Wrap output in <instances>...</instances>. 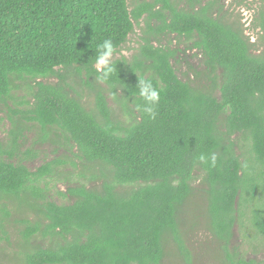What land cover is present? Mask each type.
<instances>
[{
	"label": "trees",
	"instance_id": "obj_1",
	"mask_svg": "<svg viewBox=\"0 0 264 264\" xmlns=\"http://www.w3.org/2000/svg\"><path fill=\"white\" fill-rule=\"evenodd\" d=\"M260 3L251 24L262 31L258 43L224 0H0V104L13 113L0 140V241L10 264H162L170 242L189 260L182 211L191 227L201 216L222 264H264ZM143 19L145 37L127 57ZM169 34L201 57L186 61V79L172 63L180 48L154 44ZM105 39L114 72L102 81L94 65ZM141 79L160 90L155 119L142 110ZM22 84L30 100L15 96ZM34 128L37 142L71 157L31 170L22 146ZM200 153H215L217 165L196 162ZM59 175L63 203L46 180L55 186ZM237 233L248 251L231 246Z\"/></svg>",
	"mask_w": 264,
	"mask_h": 264
},
{
	"label": "rangeland",
	"instance_id": "obj_2",
	"mask_svg": "<svg viewBox=\"0 0 264 264\" xmlns=\"http://www.w3.org/2000/svg\"><path fill=\"white\" fill-rule=\"evenodd\" d=\"M135 0H128V4L131 7L134 4ZM233 0H224V4L226 8H229L228 10L233 12V17L237 18L239 17L240 22L242 23V27L244 28V31L247 35L250 36V40L252 42H257L259 43L262 31L260 28H253L251 26L252 21L256 18L257 10L259 9L260 0H248L246 3H243L241 5H234L232 4ZM144 17V16H143ZM144 26V19L139 23L135 24L134 26V31L132 34H129L128 36V41L125 44V47L132 46V49H123L121 51L122 54H124L127 57H130L133 53H135L139 47L138 41L140 40L138 37L140 34H143L145 37V34L142 33V28L140 27ZM165 41L160 40V41H154L155 45H169L171 48L173 47H179V55L176 58L177 60H173L172 63L175 65L177 69V74L180 78H185L186 76L183 75L185 72L189 73L188 69V64L186 61L190 62L191 64H195L198 62L199 59H201L200 56H196L195 52L191 49L188 50L185 48V45L187 44L184 40H182L180 37L177 36V34H169L168 36H163ZM169 39V40H168ZM261 42V41H260ZM262 45V44H260ZM263 47L260 46V48ZM193 54V56H192ZM119 56V54H116ZM114 55V56H116ZM197 64V63H196ZM15 96L16 97H24L25 99L30 100V89H27L25 84H22L16 91H15ZM84 100L88 101L91 99V97L84 96ZM13 108L17 106L16 104H13L11 101L8 102ZM109 104L113 106V103L111 100L109 101ZM8 116H13L12 112H9L7 110V107L4 104H0V140L5 141L7 139L8 135V130L10 128V120ZM37 129L34 128L30 130L27 135H26V142L22 146V149H29L28 153L25 155H21L22 157L26 158L24 162L28 165V167L31 170L36 169L37 166H40L44 161L51 160L52 158H58L59 155L61 158H64L63 154H68L69 157H71V154L65 151L63 147H59L53 145L50 141L48 142H37L36 137H37ZM33 138H35V141H33ZM6 158V157H4ZM16 158V157H14ZM67 170H72L68 164V166L63 168V173H66ZM57 180L55 182H52L51 178H47L46 180L50 182L48 184L49 187H51V197L57 202V203H63L67 202L66 199L60 198L57 193L56 189L60 190H65L66 189V184L63 181L64 180V175H59L56 177ZM68 179H74L72 176H68ZM42 186V185H41ZM197 186L199 184L197 183ZM195 199H201L202 197L199 196V193L195 194ZM201 202L198 203V205ZM199 207L197 206L196 211L194 214H198ZM195 216V215H194ZM184 220L183 227L185 229V232L187 236L185 237L186 239V245L189 248L191 252V257L189 260L185 259L184 256L181 258L178 256V254L175 252L172 242H170V248L169 249V255L165 257L163 260L162 264H222L220 260V256L217 252L215 243L210 239V234L208 231H206L202 227V219L201 216L198 217V220L200 221L199 225H196L194 227H191V217H193L192 214H186L182 211V214L180 216ZM13 219V218H12ZM8 229L10 232V237L12 240H15V237L17 236V232L15 230V226L12 224H9ZM1 235V233H0ZM241 235L239 233L236 234V237L234 238L233 242L231 243V246L234 245H239L240 248L243 252L249 250V244L245 245L246 241L243 243L241 242ZM168 247V246H167ZM249 247V248H248ZM14 250L15 247L13 246ZM8 245L6 244V240H1L0 241V264H10L7 254H8ZM253 257V255H250ZM258 256L260 258L263 257V254L259 253Z\"/></svg>",
	"mask_w": 264,
	"mask_h": 264
},
{
	"label": "clouds",
	"instance_id": "obj_3",
	"mask_svg": "<svg viewBox=\"0 0 264 264\" xmlns=\"http://www.w3.org/2000/svg\"><path fill=\"white\" fill-rule=\"evenodd\" d=\"M115 52V46L111 39H105L98 45V55L95 61V70L100 75L99 80H108L114 72L112 57ZM139 96L143 99L142 110L151 118L155 119L157 112L156 106L160 101V90L154 86L150 80L141 79L138 82ZM138 107H141L138 105ZM195 161L200 164H207L210 167L217 165V155L215 153H200L195 157Z\"/></svg>",
	"mask_w": 264,
	"mask_h": 264
}]
</instances>
